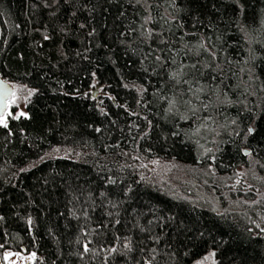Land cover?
<instances>
[{
    "label": "trees",
    "instance_id": "trees-1",
    "mask_svg": "<svg viewBox=\"0 0 264 264\" xmlns=\"http://www.w3.org/2000/svg\"><path fill=\"white\" fill-rule=\"evenodd\" d=\"M0 75V256L264 264V0H0Z\"/></svg>",
    "mask_w": 264,
    "mask_h": 264
},
{
    "label": "rangeland",
    "instance_id": "rangeland-1",
    "mask_svg": "<svg viewBox=\"0 0 264 264\" xmlns=\"http://www.w3.org/2000/svg\"><path fill=\"white\" fill-rule=\"evenodd\" d=\"M13 87L12 93L8 99V106L3 114L0 115V118L3 120L6 119L8 114H13L12 108L14 107L15 112L24 111V92L26 89L24 86L19 84H11ZM243 169L240 167L237 168L236 173H234L232 179L228 182L227 185H230L234 191H240L241 197L249 200L250 204H255L259 202H264V190L258 191L253 188L246 180L243 178ZM239 181V183H237ZM249 193L251 197H249ZM264 204V203H263ZM263 229V227H261ZM35 253L34 251L22 252L15 251L11 249H5L0 256V264H35L37 261V256L35 254L34 258H30L31 254ZM7 254V255H6ZM198 264H214L211 256H206Z\"/></svg>",
    "mask_w": 264,
    "mask_h": 264
},
{
    "label": "snow or ice",
    "instance_id": "snow-or-ice-1",
    "mask_svg": "<svg viewBox=\"0 0 264 264\" xmlns=\"http://www.w3.org/2000/svg\"><path fill=\"white\" fill-rule=\"evenodd\" d=\"M137 2L139 3L140 0H137ZM145 2H146V0H145ZM161 19H164V17H161ZM150 20H151V17L150 16L147 17L145 19V24H147ZM153 35H159V33H155L154 30H146V38H151ZM45 39H48V37H45ZM161 43H167V41H161ZM201 47H204V45H201ZM208 51H209V54H212L210 50H208ZM156 59L160 60V57H156ZM173 62H175V61H173ZM192 67H195V65H192ZM176 76H177V74L175 72H173L172 73V79L176 80V83L179 84L180 81L176 79ZM185 83H187V81H185ZM201 90L202 89H199L197 91H201ZM189 91H191V89H189ZM180 95H182V94H180ZM165 99H167V98H165ZM180 102L183 103L185 106L191 105L190 100H188V101L181 100ZM176 103H177V101L175 99L171 100L169 102V108L167 109V111L172 112L173 107L175 106ZM203 107H207V105H203ZM188 110L192 113V116L195 118L196 117V111H197L195 106L189 107ZM21 115H23V113H21ZM0 123H3L4 127H7V124L4 122V120L2 118H0ZM248 131L252 132L253 130L248 129ZM196 132H199V128L196 129ZM154 163H158V162L154 161ZM237 183H239V181H237ZM262 231H264V229H262ZM0 247H2V245H0ZM125 247H128V245H125ZM83 250H84V252L89 251V248L87 247V245L84 246ZM111 251H115V248L111 249ZM34 257H35V253H32L30 258H34ZM148 264H151V261H149Z\"/></svg>",
    "mask_w": 264,
    "mask_h": 264
},
{
    "label": "water",
    "instance_id": "water-1",
    "mask_svg": "<svg viewBox=\"0 0 264 264\" xmlns=\"http://www.w3.org/2000/svg\"><path fill=\"white\" fill-rule=\"evenodd\" d=\"M12 90L13 87L10 82L0 75V115L6 110ZM21 251L24 252L23 247H21Z\"/></svg>",
    "mask_w": 264,
    "mask_h": 264
}]
</instances>
